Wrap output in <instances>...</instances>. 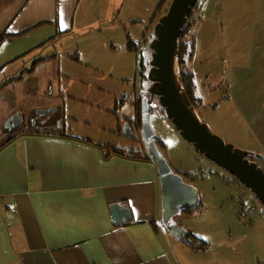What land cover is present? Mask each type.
<instances>
[{
  "label": "rangeland",
  "instance_id": "1",
  "mask_svg": "<svg viewBox=\"0 0 264 264\" xmlns=\"http://www.w3.org/2000/svg\"><path fill=\"white\" fill-rule=\"evenodd\" d=\"M161 2L81 0L77 30L60 34L50 25L2 43L0 85L14 70L45 60L37 63L34 74L24 82L14 81L0 89H4L0 94V141L8 133V122L19 116L24 128L61 127L67 135L90 138L103 147L135 151L143 147L148 152L142 130L130 121H136L133 101L150 98L151 124L160 150L172 169L196 188L201 203L191 215L183 213L172 222L205 241L207 234L216 232L217 241L211 243L210 250L222 254V246L226 247L223 256L216 255L218 263L264 264L263 204L232 174L185 141L164 117L158 97H151L148 76L153 23L160 18ZM198 7L186 32L187 41L195 45L186 67L195 75L200 99L196 110L224 141L264 156L247 119L235 108L238 84L230 79L231 61L251 48L250 25L264 24V0H199ZM232 8L235 10L229 13ZM234 23L239 27L230 28ZM129 41L136 43L135 50L128 48ZM129 123L132 137L126 131ZM257 163L264 169V161ZM7 216L0 213V261L10 256Z\"/></svg>",
  "mask_w": 264,
  "mask_h": 264
},
{
  "label": "crops",
  "instance_id": "2",
  "mask_svg": "<svg viewBox=\"0 0 264 264\" xmlns=\"http://www.w3.org/2000/svg\"><path fill=\"white\" fill-rule=\"evenodd\" d=\"M80 1L0 0V37L50 25L60 34L73 32L80 26ZM249 28L251 48L231 61L230 79L238 84L235 108L264 150V24ZM65 136L20 134L0 150V213L8 215L10 239L9 260L0 264H221L216 255L226 247L222 254L210 250L216 232L205 241L190 230L192 240H200L192 247L164 225L155 161L109 156L90 138ZM115 203L130 209V222L114 224Z\"/></svg>",
  "mask_w": 264,
  "mask_h": 264
},
{
  "label": "water",
  "instance_id": "3",
  "mask_svg": "<svg viewBox=\"0 0 264 264\" xmlns=\"http://www.w3.org/2000/svg\"><path fill=\"white\" fill-rule=\"evenodd\" d=\"M198 1L172 0L167 12L158 19L154 29L155 38L151 44L153 54L148 76L152 82L150 94L152 99L158 97L159 104L165 111L164 117L172 121L185 141L205 158L232 174L264 206V169L257 163L258 160L264 161V156L237 148L213 133L199 116L182 85L178 60L180 40ZM151 103L150 98L142 99L140 130L142 140L158 169L163 223L174 237L189 244L191 233L172 221L174 217L199 206V193L172 169L161 152L159 139L151 124ZM22 126V119L16 116L8 122L7 127L12 131ZM126 131L133 136L131 127L127 126ZM110 210L116 226L132 219L130 209L124 203H115L110 206Z\"/></svg>",
  "mask_w": 264,
  "mask_h": 264
},
{
  "label": "trees",
  "instance_id": "4",
  "mask_svg": "<svg viewBox=\"0 0 264 264\" xmlns=\"http://www.w3.org/2000/svg\"><path fill=\"white\" fill-rule=\"evenodd\" d=\"M172 0H162V2L160 3L159 7H158V16L161 17L162 15H164L170 4H171ZM199 2V1H198ZM198 3L196 4L195 8L192 11V14L187 22V25L185 27V30L183 32V36L180 40V46H179V55H178V60H179V70H180V77L182 80V85L184 87V91L187 93L191 103L193 104V106L197 107V103L199 102V97L197 96L196 92H197V86L195 83V75L193 74V72H190V70H187V63H186V59H192L193 55L195 54V45L194 42L190 41L188 42L186 39V32L188 31V29L190 27H192L193 23L191 22V17L194 14V12L196 11V9H198ZM158 19H156L154 21L153 24H157ZM31 31H24L22 33H18V34H9V33H5L4 35H2L0 37V46L2 45V43H4L6 40L11 39V38H18V37H22L25 35H28ZM129 49H133L135 50L136 47V43L133 41H129V45H128ZM188 56V57H187ZM52 59V58H51ZM45 60V59H38L36 61H34V63L32 64V66L28 69H25L21 72V74L17 77L11 78L9 79L5 84L0 85V89L4 88L8 82H14V81H23L25 79L26 76L28 75H32L35 71V66L37 65L38 62ZM133 103L136 104L137 106V119L136 121H133L130 123L131 124H136V128L140 130L141 127V105H142V100L141 98L138 101H133ZM128 124L127 126L132 127L131 124ZM20 134H31V135H55L58 137H70V135L66 134L65 129L63 128H49V127H31V128H24V125L18 129H14L12 131L8 130L7 135L5 136V138L3 140L0 141V150L3 149L7 144H9L10 142H12V140L19 136ZM102 147L103 151L107 153V155L110 156V154H115L118 155L122 158H126V159H134L136 160V158H141L142 160L145 161H150L153 160L151 158L150 153L148 152H143V151H135V150H126V149H119V148H107V147H103L101 145H98V147ZM154 161V160H153ZM200 206V204H199ZM192 211H186V213H191ZM190 243L189 245L192 247L198 246V240L197 238H193L192 240V235H190ZM200 241V240H199ZM187 244V243H186ZM203 245V244H201ZM205 246L208 245V243L204 244ZM203 245V246H204Z\"/></svg>",
  "mask_w": 264,
  "mask_h": 264
},
{
  "label": "flooded vegetation",
  "instance_id": "5",
  "mask_svg": "<svg viewBox=\"0 0 264 264\" xmlns=\"http://www.w3.org/2000/svg\"><path fill=\"white\" fill-rule=\"evenodd\" d=\"M35 127V126H34ZM29 128H31V127H29Z\"/></svg>",
  "mask_w": 264,
  "mask_h": 264
}]
</instances>
